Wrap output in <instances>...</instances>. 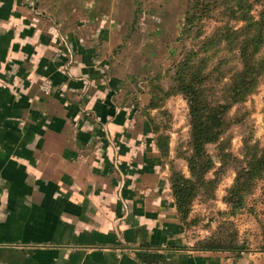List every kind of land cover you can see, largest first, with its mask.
<instances>
[{"label":"crops","instance_id":"crops-1","mask_svg":"<svg viewBox=\"0 0 264 264\" xmlns=\"http://www.w3.org/2000/svg\"><path fill=\"white\" fill-rule=\"evenodd\" d=\"M166 7L0 0V264H264L184 236L136 105Z\"/></svg>","mask_w":264,"mask_h":264},{"label":"rangeland","instance_id":"rangeland-1","mask_svg":"<svg viewBox=\"0 0 264 264\" xmlns=\"http://www.w3.org/2000/svg\"><path fill=\"white\" fill-rule=\"evenodd\" d=\"M246 1L247 7L233 15L238 0H156L157 6L167 5L165 15L176 20L156 29L157 37L147 46L151 69L149 76L138 80L143 87L136 94V105L153 123L155 143L170 168V184L174 171L192 177L187 161L192 153L189 105L183 94L172 93L177 65L194 52V69L204 76L210 102L231 103L228 90L242 66L240 37L234 38L231 30L247 22L235 16L245 10L259 20L264 10V0ZM189 10L192 19L187 24ZM263 53L261 49L259 55ZM225 119L221 138L207 145L213 163L204 173L206 183L198 187L189 213L181 219L184 236L195 248L238 254L252 250L264 257V176L246 193L241 207L232 208L227 202L237 171L247 163V147H264V72L244 101L232 103Z\"/></svg>","mask_w":264,"mask_h":264},{"label":"trees","instance_id":"trees-1","mask_svg":"<svg viewBox=\"0 0 264 264\" xmlns=\"http://www.w3.org/2000/svg\"><path fill=\"white\" fill-rule=\"evenodd\" d=\"M238 5L231 11L233 15L239 13L242 7H247V1L238 0ZM190 10L186 18L187 24L192 19ZM239 16L247 22L242 28L231 30L234 38L240 37L238 49L242 65L236 70L228 90L231 103L210 102L203 86L204 76L194 69V52H190L177 65L175 88L172 93H181L188 101L192 146V153L187 156L192 177L174 171L171 178V188L181 219L189 213L198 187L201 183H206L204 173L212 166L213 161L207 152V145L216 143L221 138L225 132V116L228 109L232 103L244 101L245 97L254 91L260 75L264 72V53L259 55V51L264 49V10L259 20H253L245 10L235 17ZM247 149V163L239 168L235 183L229 190L227 202L232 208L241 207L246 193L252 189L257 179L264 176V147L248 146Z\"/></svg>","mask_w":264,"mask_h":264},{"label":"built area","instance_id":"built-area-1","mask_svg":"<svg viewBox=\"0 0 264 264\" xmlns=\"http://www.w3.org/2000/svg\"><path fill=\"white\" fill-rule=\"evenodd\" d=\"M50 87H51V83H50V81H45L44 83H43V86H42V88L44 89V90H49L50 89Z\"/></svg>","mask_w":264,"mask_h":264}]
</instances>
